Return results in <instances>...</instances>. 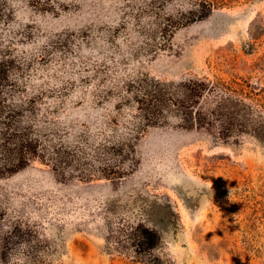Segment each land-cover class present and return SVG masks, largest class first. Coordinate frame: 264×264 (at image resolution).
<instances>
[{
  "label": "rangeland",
  "instance_id": "rangeland-1",
  "mask_svg": "<svg viewBox=\"0 0 264 264\" xmlns=\"http://www.w3.org/2000/svg\"><path fill=\"white\" fill-rule=\"evenodd\" d=\"M190 8L0 0V168L19 161L20 144L25 159L0 171V264H147L139 226L175 264H264V137L215 140L173 110L129 131L127 88L139 77L235 75L264 87V30L249 33L253 20L264 27V0L164 29Z\"/></svg>",
  "mask_w": 264,
  "mask_h": 264
},
{
  "label": "trees",
  "instance_id": "trees-1",
  "mask_svg": "<svg viewBox=\"0 0 264 264\" xmlns=\"http://www.w3.org/2000/svg\"><path fill=\"white\" fill-rule=\"evenodd\" d=\"M234 1L237 0H192V8L183 14L181 19L169 20L164 29L169 24L176 27L185 21L201 19L214 8L229 5ZM263 30L262 19L253 20L249 28L251 38H258ZM127 91L131 93L134 102V111L131 112L129 120V131L134 138L147 126L164 123L167 113L172 110L180 119L179 126L187 129L206 128L215 140L238 144L245 134L258 135L261 139L264 137V87L252 82L248 77L234 75L225 80L218 76H195L186 82L177 83L143 76L132 81ZM201 98H209L212 106L200 108ZM129 145L131 147L130 143ZM23 146L24 144H20L18 147L19 161L2 166L1 172L13 171L23 166ZM29 149L33 151L31 142ZM112 173L121 176L119 169H113ZM136 234V252L146 253L145 261L141 260L140 256H137V261L147 264H175L168 256L153 253L158 240L155 230L139 226Z\"/></svg>",
  "mask_w": 264,
  "mask_h": 264
}]
</instances>
